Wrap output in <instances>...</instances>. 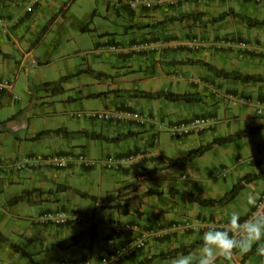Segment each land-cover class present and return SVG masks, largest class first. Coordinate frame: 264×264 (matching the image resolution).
I'll use <instances>...</instances> for the list:
<instances>
[{
  "label": "crops",
  "instance_id": "crops-1",
  "mask_svg": "<svg viewBox=\"0 0 264 264\" xmlns=\"http://www.w3.org/2000/svg\"><path fill=\"white\" fill-rule=\"evenodd\" d=\"M24 1L28 0L0 1V23L7 26L5 29L0 25L1 78H10L8 73L14 71L17 75L25 61L42 63L33 56V47L27 40L24 48L14 35L24 17H29L40 5H35L31 11L25 8L16 18V11ZM230 9L264 19V3L245 0H181L174 6H141L138 9L120 2L115 12L123 19L127 16L133 30L123 41L117 40V46H109L110 49L116 46L112 51L117 54L108 61L110 69L104 70L105 61L99 68L98 65L94 68L91 61L85 62L89 71H100V78L92 83L95 88L78 87L75 92L81 98H100L102 109L114 114L125 110L140 111L146 115V121L137 123L114 117L92 123L84 117L82 123L77 119L75 124L60 126L69 131L67 142L57 140L48 152L28 153L23 161L0 164V264H60L62 260L86 258L97 261L103 256L114 255L136 239L143 240L142 247L108 264H170L171 258H148L201 240L209 226L225 223L230 210L239 209L242 219L246 218V193L255 191L260 195L264 191V117L257 116L244 99L253 94L264 97V82L224 79L198 64L173 63L199 59L226 70L264 74V25L249 27L233 16L205 22ZM187 14L193 16L177 18ZM60 15L54 16L49 28ZM193 35L207 39L208 46L199 51L187 48L185 42ZM227 38L235 43L246 40L253 50L247 52L237 44L227 46L223 42ZM16 55L21 56L19 61ZM45 90V102L40 104L39 110L44 113L63 110V105L55 103L60 102L58 96ZM141 90L198 93L201 100L182 102L149 98L136 94ZM3 98L10 102L16 96L12 95V90L1 92L0 105ZM198 107L200 112L195 111ZM222 108L223 117L220 115ZM193 116H206L211 122L202 131L173 143L170 154L162 152L158 145V124L166 126ZM222 122L226 129L224 134H219ZM259 125L263 127L256 133L229 142L236 147L231 154L235 161L222 176L229 175L233 185L245 173H259V177L248 183L233 200L206 207L183 202L178 195L170 193V189L179 188L206 197H220L230 187L216 184L213 195L198 190L195 180L184 185L180 179L188 174L177 172L176 166H169L168 158L182 157L215 137ZM53 130L55 128H45L41 131L48 132L35 138L40 132L36 131L30 138H42ZM126 133L128 135L121 140H110ZM251 136L256 138L254 142L247 139ZM102 142L115 144L117 150L110 152V145L102 146L99 155H95L98 143ZM253 147H256V155L241 158V148L251 152ZM81 154L91 162L79 159ZM128 155L134 158L130 163L118 168L106 167V160ZM59 159L64 160V164H60ZM193 160L187 166L194 169ZM220 166L225 167L224 164ZM106 170L114 172V180L108 178ZM211 171L209 169V174ZM189 173L194 175L191 169ZM103 195L106 197L101 198ZM15 197L18 199L12 201ZM50 210L65 211L69 216L67 223L55 225L42 221V213ZM85 211L90 215L86 219L83 218ZM178 221L182 224L172 228V222ZM126 224H133L135 228L127 229ZM78 233L81 236L77 244L67 248L53 247ZM191 252H198V247ZM216 264H264V255L257 250L252 253L237 251L231 257L218 256Z\"/></svg>",
  "mask_w": 264,
  "mask_h": 264
},
{
  "label": "rangeland",
  "instance_id": "rangeland-1",
  "mask_svg": "<svg viewBox=\"0 0 264 264\" xmlns=\"http://www.w3.org/2000/svg\"><path fill=\"white\" fill-rule=\"evenodd\" d=\"M29 1H24L23 5L19 6L16 18L24 13L26 6L31 3ZM1 2L3 3L4 0ZM120 2L125 4L126 0H39V7L18 24L19 30L14 32V35L24 48L27 40L33 47V56L42 63L25 61L17 75L15 71L8 73L13 81L12 95L16 98H12L10 102L5 98L1 99L0 121H3L0 122V164L23 161L28 153L40 155L48 152L55 147L57 140L67 142L66 134H57L53 131L39 139H31L30 136L45 128L58 129L64 124H75L77 119L83 123L86 118L73 117L70 115L72 111L103 108V101L100 98H81L75 90L78 87L84 89L96 87L92 83L100 78V71L97 69L89 71L85 62L91 61L94 68H97V65L99 68V65L105 61L104 70L110 69L111 63L108 61L117 54L109 46H117V40L123 41L133 30L127 16L123 19L115 12ZM64 5H67L66 10L63 8ZM59 13L61 15L58 16L56 23L48 28L51 19ZM18 34L24 36V39ZM16 59L19 61L21 56L16 55ZM14 68L17 70L16 66ZM45 89L58 96L60 102L55 103L57 106L63 105V110L45 113L39 110L40 104L45 102L47 93ZM195 111L200 112L199 107ZM220 115L223 117V108ZM89 120L92 123L101 122ZM91 122L88 124L90 125ZM221 127L219 134H224L226 125L223 122ZM157 129L160 132L158 145L166 154H170L173 143L184 139L172 137L164 125L158 124ZM247 139L249 142H254L256 138L251 136ZM228 143L215 144L201 157L192 159L194 169L192 166H187L192 160L184 166H176L177 172L188 174V177L183 176L180 181L184 185L192 180L197 181L198 190L205 194L215 195L216 184L222 188L225 186L231 188V177L222 176V172L232 167L235 161L231 157L236 150L235 144ZM108 145L110 152L117 150L115 144L102 142L98 143V150H95L97 152H93L99 155L102 146ZM240 154L241 158L247 159L251 155H256L257 150L256 147H253L251 152L241 148ZM220 164H224L225 167H221ZM190 169L194 173L193 176L189 173ZM209 169L212 170L210 174ZM105 172L108 178L114 180L112 176L114 172L109 170ZM105 197V195L101 196V198ZM89 216L88 212L83 213V218Z\"/></svg>",
  "mask_w": 264,
  "mask_h": 264
},
{
  "label": "trees",
  "instance_id": "trees-1",
  "mask_svg": "<svg viewBox=\"0 0 264 264\" xmlns=\"http://www.w3.org/2000/svg\"><path fill=\"white\" fill-rule=\"evenodd\" d=\"M2 1V0H0ZM67 5H64V10H66ZM183 16L191 17L193 14H187L182 15L177 18H181ZM227 16H233L235 18H239L242 22H244L247 26L253 27L257 25H264V19H258L255 17L247 16L246 14L235 12L234 10L230 9L228 11L220 13L218 16L212 17L208 20H205V22H216L219 20H222L226 18ZM53 19V18H52ZM51 19V22H52ZM51 24V23H50ZM49 24V26H50ZM49 28V27H48ZM1 53V51H0ZM190 63V64H198L201 66H204L208 71H210L213 75L216 77L229 79V80H237L242 82H264V74L260 73H243L239 70H226L224 68H219L216 65H214L212 62L204 61V60H186V61H175L174 64H180V63ZM48 84V83H47ZM1 92H8L6 90H0ZM138 95L149 97V98H164L170 101H182V102H192V101H200L201 97L198 93H176L168 90H159L155 92H148V91H137ZM263 125L259 126H251L246 127L245 129L236 132L232 135H226V136H220L215 137L211 141L199 145L196 148L190 149L186 155L182 157L177 158H168V165L169 166H184L188 162H190L192 159H194L197 156L203 155L207 150H209L213 145H221L227 142H231L234 139L237 138H243L246 136H249L251 134L256 133L259 129H261ZM44 132L48 131H40L38 132L34 137L41 135ZM55 133H64L67 134L69 131L63 130L61 128L53 130ZM128 135V133L123 135H117L116 137L111 138L110 140L117 141L121 140L122 138H125ZM259 177V173H245L243 174L232 186L230 189L225 191L220 197H206L198 192H194L191 190H185V189H179V188H173L170 189V193L172 195H178L183 202L188 203H196L200 206H206V207H212L217 205H223L229 203L231 200H233L239 192L250 182L257 179ZM18 197H15L12 201H16ZM81 233H78L76 235L70 236L66 239H63L56 243L53 247L54 248H67L69 246L75 245L80 240ZM201 240L192 242L188 245H183L177 248H174L169 251L160 252L156 254L155 256L149 257L148 260L153 259L154 257L159 258H172L173 256L178 255L181 252L188 253L193 251L196 247L199 246ZM15 247V245H13ZM256 251L255 245L253 246L252 250L248 253H252Z\"/></svg>",
  "mask_w": 264,
  "mask_h": 264
},
{
  "label": "built area",
  "instance_id": "built-area-1",
  "mask_svg": "<svg viewBox=\"0 0 264 264\" xmlns=\"http://www.w3.org/2000/svg\"><path fill=\"white\" fill-rule=\"evenodd\" d=\"M181 0H126V4L132 9H138L139 7H152L158 5H169L174 6ZM248 2H253L257 4H263L264 0H245ZM32 4L38 2V0H31ZM1 21V20H0ZM227 46H231L237 44L239 48L251 52L253 48L249 45L248 41L241 40L235 43L232 39H227L223 41ZM207 39L193 35L186 42L185 45L187 48L193 51H199L208 46ZM112 50H115V46H111ZM13 88V81L10 78H1L0 77V90L11 91ZM245 103L251 105L255 109V114L257 116L264 117V97H252L248 95L244 99ZM72 116L86 117L89 119H93L96 121H108L112 120L114 117L123 118L126 120H132L137 123H144L146 121V115L137 110H125L120 112V114H114L110 110L106 109H87V110H77L71 113ZM210 123V120L206 116H195L186 119H179L173 121L169 125H167L168 132L172 137L175 138H184L194 133H198L202 131L205 127H207ZM70 157V156H69ZM79 159L83 160L86 163H90L91 160H87L82 154L79 155ZM132 155H128L126 157L116 158V159H108L105 164L107 168H118L124 163H130L133 160ZM64 160L59 159L60 164H64ZM260 198L264 199V191L259 195ZM68 214L63 210H50L42 213L41 219L42 221H47L53 223L55 225H63L68 221ZM181 222H172V228H176L180 226ZM125 227L127 229H134L135 226L133 224H126ZM159 236V234H158ZM143 240L136 239L131 242L127 247L122 248L121 250H117L114 255L103 256L96 262L93 260L86 259H74V260H62L60 264H107L111 262V260H118L122 254L131 255L134 250L142 247Z\"/></svg>",
  "mask_w": 264,
  "mask_h": 264
},
{
  "label": "clouds",
  "instance_id": "clouds-1",
  "mask_svg": "<svg viewBox=\"0 0 264 264\" xmlns=\"http://www.w3.org/2000/svg\"><path fill=\"white\" fill-rule=\"evenodd\" d=\"M38 3L39 0L33 4L31 2L26 10L31 11ZM6 27L4 25L5 29ZM244 206L246 218L242 219L241 210H230L222 226L212 224L203 232L198 252H181L171 258L170 264H216L218 256L231 257L237 251L247 253L254 245L257 252L264 255V199L255 191H249L245 195Z\"/></svg>",
  "mask_w": 264,
  "mask_h": 264
}]
</instances>
